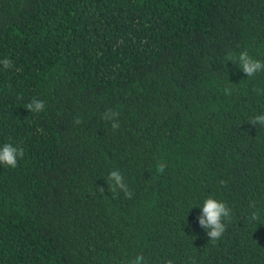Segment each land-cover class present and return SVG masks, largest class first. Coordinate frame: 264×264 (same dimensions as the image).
Returning <instances> with one entry per match:
<instances>
[{
	"label": "trees",
	"instance_id": "1",
	"mask_svg": "<svg viewBox=\"0 0 264 264\" xmlns=\"http://www.w3.org/2000/svg\"><path fill=\"white\" fill-rule=\"evenodd\" d=\"M241 51L264 61V0H0V147L24 151L0 165V264H264V71ZM208 196L232 210L216 242Z\"/></svg>",
	"mask_w": 264,
	"mask_h": 264
},
{
	"label": "clouds",
	"instance_id": "2",
	"mask_svg": "<svg viewBox=\"0 0 264 264\" xmlns=\"http://www.w3.org/2000/svg\"><path fill=\"white\" fill-rule=\"evenodd\" d=\"M233 64L238 65L240 69L246 74L247 77H253L257 73L264 71V61L256 59L249 55L247 51H241L238 56L231 57L230 59ZM0 64L3 65L4 69H9L12 66V61L8 57H4L0 60ZM257 95H264V89H254ZM225 94L231 93L230 88H225ZM31 113H39L45 109V102L38 98H33L29 103L24 106ZM103 121H111V127L113 130H117L120 127L119 123V112L113 109H107L101 116ZM253 126L264 127V113L254 115L248 120ZM76 124H80L81 120L77 117L75 119ZM24 151L21 147L14 146L12 143H4L0 147V165H4L11 168H16L18 158H23ZM166 164L160 160L158 161L157 172L163 174L166 170ZM108 184V188L111 192L117 191L123 192V194L131 199L133 192L128 188L125 183L122 173L116 169L111 170L105 178ZM221 184L224 181L220 182ZM100 193L104 192V188L99 189ZM201 207V214L198 217L199 225L206 230L209 242L219 241L227 230L228 223L232 219L231 208L223 201L217 200L212 196L206 197ZM251 211L247 215V219L251 224L264 223L261 220L259 211L256 210V205L251 203L249 205ZM128 264H147L143 254L136 255L131 259ZM165 264H173V261L167 260Z\"/></svg>",
	"mask_w": 264,
	"mask_h": 264
}]
</instances>
